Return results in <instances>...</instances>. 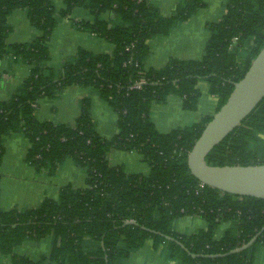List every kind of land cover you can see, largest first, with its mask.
Instances as JSON below:
<instances>
[{
    "label": "trees",
    "instance_id": "trees-1",
    "mask_svg": "<svg viewBox=\"0 0 264 264\" xmlns=\"http://www.w3.org/2000/svg\"><path fill=\"white\" fill-rule=\"evenodd\" d=\"M207 7L206 0H182L172 16L164 17L152 0H64L61 10L50 0H0V62L10 59L31 68L13 97L0 102V167L6 138L23 133L30 143L25 161L37 174L53 176L72 160L86 175L84 188L64 186L57 200L23 210L0 207V264L7 258L11 264H126L148 241L179 264H254L264 248V200L200 188L188 166L189 154L212 117L165 134L151 119L152 106L165 104L171 96L182 100L184 110L196 111L202 82L218 99L219 111L263 49L264 0H227L222 19L206 25L210 37L202 59H171L161 69L147 68L148 42L170 36ZM76 8L89 10L93 17L76 22V27L115 50L95 54L80 49L54 66L52 35ZM17 10L25 11L40 33L30 43H7L9 19ZM139 83L142 87L134 88ZM70 87L90 88L108 103L118 118L117 134L104 138L98 133L91 97L81 100L74 124L37 118L40 101H53ZM114 150L141 155L149 174H128L124 167L111 165L108 156ZM206 163L264 165V100L211 151ZM188 216L204 219L206 229L179 234L175 222ZM222 223L230 227L216 240ZM259 234L249 248L229 254ZM47 238L52 239L51 252L39 260L17 253L24 243Z\"/></svg>",
    "mask_w": 264,
    "mask_h": 264
},
{
    "label": "crops",
    "instance_id": "crops-1",
    "mask_svg": "<svg viewBox=\"0 0 264 264\" xmlns=\"http://www.w3.org/2000/svg\"><path fill=\"white\" fill-rule=\"evenodd\" d=\"M57 10L64 9V0H50ZM182 0H152L160 8L164 17L173 15L176 7ZM221 0L226 13L227 0ZM208 7L199 11L190 21L176 28L168 37L156 38L148 42L150 57L146 63L149 69H161L171 59L200 60L210 37L207 31V23L219 22L222 18H214L212 21V0H206ZM110 19L108 14L104 15ZM91 13L87 9L76 8L72 15L63 20L54 31L50 41L51 64L59 67L65 60L74 58L80 49L95 54H112L115 46L106 40L95 37L89 32L81 31L76 27L78 21H91ZM12 33L8 44H23L32 42L40 33L32 27L25 11H15L10 19ZM2 72L0 78V102L9 101L23 81L30 74V66L16 63L10 59L0 62ZM201 98L196 111L186 112L182 107V100L176 96L169 97L163 104H154L151 110V119L160 133H169L178 128H184L199 123L204 117H213L218 109V99L209 93L207 83L199 84ZM86 97L93 101L92 118L96 124L98 133L104 138H110L117 134V115L112 107L104 102L97 93L90 88L70 87L60 97L50 101L44 99L36 111L40 121H49L56 124H74L80 113V102ZM30 143L23 133H14L5 140L6 154L0 167V207L4 211L13 209H30L39 206L44 200H57L62 187L71 185L75 188L86 186V175L72 161L67 160L53 176L37 174L36 170L25 161ZM126 154V155H124ZM135 156V157H134ZM108 159L113 166H122L128 174L148 175L150 168L142 156L137 153L124 151H112ZM143 161V162H142ZM7 187V190H5ZM229 223L218 226L215 239L220 240L229 229ZM206 229V221L200 217H184L179 220L177 232L183 235H193ZM47 243L45 251H39L33 242H26L20 246L17 253L29 256L37 261L45 254L51 252V238L44 240ZM26 249L25 252L21 251ZM35 248V249H34ZM34 249V250H33ZM29 250V251H28ZM31 253V254H30ZM11 264L10 259L4 260ZM126 264H179L167 260L163 250H155L152 241H148L142 249L132 254ZM254 264H264V248L256 255Z\"/></svg>",
    "mask_w": 264,
    "mask_h": 264
},
{
    "label": "water",
    "instance_id": "water-1",
    "mask_svg": "<svg viewBox=\"0 0 264 264\" xmlns=\"http://www.w3.org/2000/svg\"><path fill=\"white\" fill-rule=\"evenodd\" d=\"M263 100L264 47L253 60L243 79L235 83L227 102L212 117L189 154L188 166L198 181L223 193L264 200V165L210 166L206 163V158L211 151L237 129ZM260 234L248 244L229 254L246 250L256 242ZM165 238L176 242L187 253H190L180 242L170 237ZM191 255L193 258L202 257Z\"/></svg>",
    "mask_w": 264,
    "mask_h": 264
},
{
    "label": "rangeland",
    "instance_id": "rangeland-1",
    "mask_svg": "<svg viewBox=\"0 0 264 264\" xmlns=\"http://www.w3.org/2000/svg\"><path fill=\"white\" fill-rule=\"evenodd\" d=\"M221 0H212V21H214V18H222V14L224 13V7L222 6V4L220 3ZM226 1V0H225ZM224 1V2H225ZM224 10V11H223ZM216 16V17H215ZM184 110V109H183ZM186 111V110H184ZM186 112H191V111H186ZM126 155V154H124ZM135 157V156H134ZM143 162V161H142ZM83 172V171H82ZM84 173V172H83ZM7 190V187L6 189ZM180 220V219H179ZM179 220L175 222V230L177 231V227L179 225ZM33 244H35V248L37 249L36 255L31 254V256H37L39 251H45L44 249L47 248V243L45 241H41L40 243H35L33 242ZM34 248V249H35ZM22 249V248H21ZM33 249V250H34ZM25 248L22 249L21 251L25 252ZM29 251V250H28Z\"/></svg>",
    "mask_w": 264,
    "mask_h": 264
},
{
    "label": "built area",
    "instance_id": "built-area-1",
    "mask_svg": "<svg viewBox=\"0 0 264 264\" xmlns=\"http://www.w3.org/2000/svg\"><path fill=\"white\" fill-rule=\"evenodd\" d=\"M142 87V84L141 83H139V84H137V85H135L134 86V88H136V89H140ZM206 185H204L203 183H201L200 184V188H204Z\"/></svg>",
    "mask_w": 264,
    "mask_h": 264
}]
</instances>
